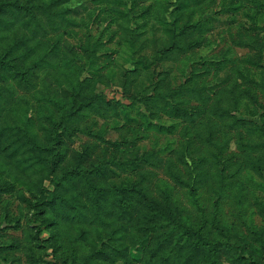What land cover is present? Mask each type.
Segmentation results:
<instances>
[{
    "label": "rangeland",
    "instance_id": "obj_1",
    "mask_svg": "<svg viewBox=\"0 0 264 264\" xmlns=\"http://www.w3.org/2000/svg\"><path fill=\"white\" fill-rule=\"evenodd\" d=\"M11 2L0 264H264V0Z\"/></svg>",
    "mask_w": 264,
    "mask_h": 264
},
{
    "label": "trees",
    "instance_id": "obj_2",
    "mask_svg": "<svg viewBox=\"0 0 264 264\" xmlns=\"http://www.w3.org/2000/svg\"><path fill=\"white\" fill-rule=\"evenodd\" d=\"M7 7H15L16 9H25V7L22 8L21 6L16 4V2L2 3V4H0V12L5 10V8H7ZM0 66L3 67V68H6L8 70H11L16 75H20L22 77H25V74H26L25 71L24 72H20V70H18V68L16 67L15 64H13L9 60H6L4 57H0ZM50 163H51V165H54L55 159L51 160ZM89 185H92V184L89 183ZM90 187H92L93 189L97 190L98 192L106 190V189H104V187H99V188H96L95 186H90ZM121 191L134 192V191H139V189H137L134 185H131L130 188H124V187L121 188Z\"/></svg>",
    "mask_w": 264,
    "mask_h": 264
}]
</instances>
